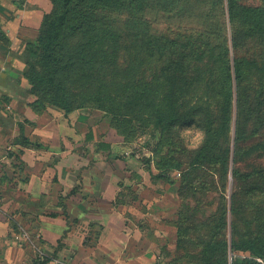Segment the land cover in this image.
<instances>
[{
	"label": "rangeland",
	"instance_id": "rangeland-1",
	"mask_svg": "<svg viewBox=\"0 0 264 264\" xmlns=\"http://www.w3.org/2000/svg\"><path fill=\"white\" fill-rule=\"evenodd\" d=\"M74 1L82 8L62 39L66 68L60 78L73 96L70 114L80 112L83 132L98 127L97 134L115 144V156L136 153L127 161H112L102 153L98 165L132 175V185L122 181L118 191L126 220L113 256L119 264H215L219 249L209 254L206 247L224 242L227 262L234 264L233 241H264V36L234 45L236 28L229 21L227 0ZM263 1L241 0L250 7ZM61 5L57 0L58 15ZM103 38L114 41V49L96 43ZM165 40L200 46L207 57L179 68L173 56L157 52ZM236 64L246 67L241 89L234 80ZM227 66L234 101L223 147L230 146V166L224 168L213 156L205 166L191 168L194 153L219 124L218 87ZM159 100L166 116H180L173 132L155 129L153 106ZM45 105L46 111L63 113L49 101ZM90 148L101 151L97 145ZM168 153L182 168L162 179L155 161ZM95 211L87 207L89 215ZM25 241L37 243L30 233ZM81 241L96 240L73 238L70 244L75 248Z\"/></svg>",
	"mask_w": 264,
	"mask_h": 264
},
{
	"label": "crops",
	"instance_id": "crops-1",
	"mask_svg": "<svg viewBox=\"0 0 264 264\" xmlns=\"http://www.w3.org/2000/svg\"><path fill=\"white\" fill-rule=\"evenodd\" d=\"M52 9L51 0H0V264H39L38 253L46 264H116L126 220L117 196L131 172L98 166L102 153L119 160L109 157L115 144L98 127L83 132L80 112H38L24 75Z\"/></svg>",
	"mask_w": 264,
	"mask_h": 264
},
{
	"label": "trees",
	"instance_id": "trees-1",
	"mask_svg": "<svg viewBox=\"0 0 264 264\" xmlns=\"http://www.w3.org/2000/svg\"><path fill=\"white\" fill-rule=\"evenodd\" d=\"M53 9L46 14L40 30L39 38L36 45H32L30 50L33 58L28 61L25 70V77L31 85L30 93L35 96L34 106L40 113L47 110L45 102L49 101L50 105H57L62 108L64 114H70L73 111L74 100L70 96L68 90L61 83V72L66 68L64 65L66 59L65 50H63L62 42L64 34L67 31L69 22L75 16H78L81 8L74 0H62V12L58 15L57 0H51ZM229 21L236 28L233 39L234 45H238L246 40L249 36H264V1L262 6L250 7L244 5L241 0H227ZM96 43L105 46L112 45L114 49V41L96 40ZM64 52V53H63ZM160 55H171L175 58L177 67L182 68L187 63L201 64L207 57V52L202 47L185 45L177 41L165 40L160 42L157 47ZM264 75V74H263ZM234 80L236 87L241 89L247 77L246 67L236 64L234 68ZM185 85H192L188 82ZM53 92L55 93L53 95ZM233 92L232 75L229 66L225 68L223 79L219 83L218 93L221 95V116L216 129L208 135L204 144L194 153L190 167L197 168L205 166L209 159L213 156L217 159V163H221L224 168H229L231 161L230 146H224V140L230 132L233 117ZM160 101V100H159ZM161 101L153 106L155 115V129L161 133L167 131L173 132L180 125V116L171 113L165 115ZM241 139L239 126L236 133V145ZM26 141V138H25ZM160 153V152H158ZM136 153L128 156L117 157L113 152L109 154L110 158L127 161ZM170 153L166 156L162 155L157 158L156 166L159 169L158 177H165L169 171L181 170L182 165L176 162ZM136 157V156H135ZM151 164V161H145ZM22 165V164H21ZM238 173V172H236ZM76 190L72 191V194ZM120 198L118 197V200ZM215 251L219 256L214 260L215 264H228L226 254L228 246L226 243L212 242L206 247L207 253L211 254ZM230 254L234 257V264H264V241L262 239H244L235 240L230 247ZM243 256V258H241ZM241 258V259H236ZM236 259V260H235ZM48 259L39 264H46Z\"/></svg>",
	"mask_w": 264,
	"mask_h": 264
},
{
	"label": "built area",
	"instance_id": "built-area-1",
	"mask_svg": "<svg viewBox=\"0 0 264 264\" xmlns=\"http://www.w3.org/2000/svg\"><path fill=\"white\" fill-rule=\"evenodd\" d=\"M45 258L43 257V260H44Z\"/></svg>",
	"mask_w": 264,
	"mask_h": 264
}]
</instances>
